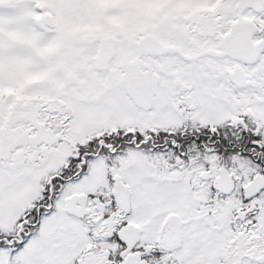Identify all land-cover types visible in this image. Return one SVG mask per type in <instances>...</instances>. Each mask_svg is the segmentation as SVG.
<instances>
[{
	"label": "snow or ice",
	"instance_id": "obj_1",
	"mask_svg": "<svg viewBox=\"0 0 264 264\" xmlns=\"http://www.w3.org/2000/svg\"><path fill=\"white\" fill-rule=\"evenodd\" d=\"M0 264H264V0H0Z\"/></svg>",
	"mask_w": 264,
	"mask_h": 264
}]
</instances>
